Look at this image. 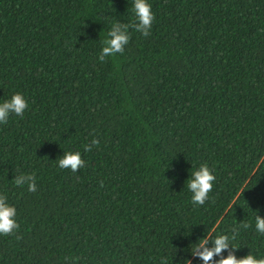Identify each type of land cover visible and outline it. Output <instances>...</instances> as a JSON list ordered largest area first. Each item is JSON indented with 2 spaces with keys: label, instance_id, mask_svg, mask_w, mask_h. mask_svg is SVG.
Returning a JSON list of instances; mask_svg holds the SVG:
<instances>
[{
  "label": "trees",
  "instance_id": "trees-1",
  "mask_svg": "<svg viewBox=\"0 0 264 264\" xmlns=\"http://www.w3.org/2000/svg\"><path fill=\"white\" fill-rule=\"evenodd\" d=\"M148 3L150 35L129 29L101 62L133 0H0V103L28 102L0 124V194L19 224L0 264H178L242 221L236 256L264 258V0ZM67 151L76 173L55 163ZM202 164L216 179L199 206L187 180ZM22 173L35 193L12 182Z\"/></svg>",
  "mask_w": 264,
  "mask_h": 264
},
{
  "label": "clouds",
  "instance_id": "clouds-1",
  "mask_svg": "<svg viewBox=\"0 0 264 264\" xmlns=\"http://www.w3.org/2000/svg\"><path fill=\"white\" fill-rule=\"evenodd\" d=\"M133 13L135 20L131 24L114 23L108 32V38L105 39L99 60L105 61L106 57L123 54L125 46L130 41L129 29H134L144 37L150 35L155 16L152 12L148 0H133ZM28 108V102L21 93H15L10 99L0 103V124H7L10 115L23 117ZM94 134V133H93ZM94 146H99V140L93 139L84 146L85 152H91ZM62 170L70 169L76 173L85 166L79 151L64 152L62 158L55 162ZM216 177L212 169L207 164H202L198 170L194 171L187 180V188L191 192V203L193 205L203 206L209 200V194L213 189V183ZM16 186H27L29 192L37 191L36 176L31 174H19L12 181ZM6 195L0 194V235H14L19 229L16 221L17 210L10 205ZM250 223L240 222L231 229V234H217L214 237L205 236L192 244L190 255L191 259L180 257L178 264H193V259L202 261V264H264V258H257L251 252L244 257H237L236 252L241 248L235 246L234 242L240 235L241 229H249ZM255 230L264 235V217L255 216ZM18 239L20 237H17ZM209 245H211L209 247ZM227 252V256L224 253ZM160 264H168L166 257L160 259Z\"/></svg>",
  "mask_w": 264,
  "mask_h": 264
}]
</instances>
